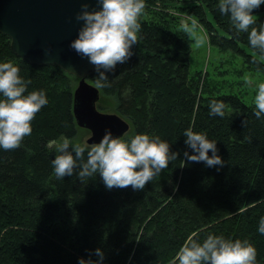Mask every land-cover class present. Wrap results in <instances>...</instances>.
<instances>
[{
	"label": "trees",
	"instance_id": "obj_1",
	"mask_svg": "<svg viewBox=\"0 0 264 264\" xmlns=\"http://www.w3.org/2000/svg\"><path fill=\"white\" fill-rule=\"evenodd\" d=\"M172 9L198 20L212 47L264 73V54L250 46L247 32L235 31L218 0H146L134 55L108 73L111 85L99 87L98 104L130 123L126 138L159 135L179 153L141 190L108 189L99 176L57 177L51 163L60 153L57 145L78 134L77 78L20 58L0 33V61L18 64L31 80L27 91L44 89L49 100L19 147L0 148V264H78L90 254L97 259V247L105 252L104 264H172L193 233L201 241L209 233L247 239L257 249V264H264V233L258 231L264 216V117H256L255 105L237 94L201 90L200 76L192 73L191 36L168 13ZM253 12L263 14L253 25L259 27L264 5ZM96 75L88 77L95 85ZM212 99L227 102L223 116L209 114ZM188 127L217 140L222 166L184 157L192 151L184 143Z\"/></svg>",
	"mask_w": 264,
	"mask_h": 264
},
{
	"label": "clouds",
	"instance_id": "obj_2",
	"mask_svg": "<svg viewBox=\"0 0 264 264\" xmlns=\"http://www.w3.org/2000/svg\"><path fill=\"white\" fill-rule=\"evenodd\" d=\"M101 6L90 9L89 3L81 4L76 20L83 21L78 34L69 47L95 65L97 87H109L108 73L114 72L118 63H125L133 55V45L139 41L141 20L146 0H97ZM264 5V0H218L220 13L229 15L237 33L247 32L250 46L264 54V23L256 24L253 12ZM184 30L192 32L198 26L196 19L181 20ZM250 26H252L250 28ZM202 42V41H201ZM51 51L50 48L45 50ZM251 83V81H248ZM29 78L21 75L20 66L12 60L0 61V148L19 147L32 133V121L41 108L49 103L46 90L28 92ZM254 96L255 116L264 117V82L257 86ZM227 102L209 101V114L223 116ZM245 123V121H244ZM184 143L192 151H184L190 161H203L206 166H222L225 161L219 154L217 140L208 138L206 132L184 129ZM114 135L106 128L99 142L73 143L65 137L57 146L60 153L51 163L57 177L78 175L99 176L106 188L131 185L141 190L166 169L179 153L159 135L147 132ZM211 150V155H209ZM219 170V168L217 169ZM258 231L264 233V216L260 218ZM192 236L178 250L172 264H257V249L247 239H232L223 234L209 233L202 241ZM93 259L79 257L78 264H104L105 252L97 247Z\"/></svg>",
	"mask_w": 264,
	"mask_h": 264
},
{
	"label": "water",
	"instance_id": "obj_3",
	"mask_svg": "<svg viewBox=\"0 0 264 264\" xmlns=\"http://www.w3.org/2000/svg\"><path fill=\"white\" fill-rule=\"evenodd\" d=\"M99 8L97 0H0V33L11 41L20 58L38 66H57L79 79L73 94V115L78 128L87 129V143L99 142L105 129L127 134L130 123L116 113L98 108L101 91L88 77L95 65L69 47L83 21L76 20L81 4ZM50 48L51 51L45 50Z\"/></svg>",
	"mask_w": 264,
	"mask_h": 264
},
{
	"label": "rangeland",
	"instance_id": "obj_4",
	"mask_svg": "<svg viewBox=\"0 0 264 264\" xmlns=\"http://www.w3.org/2000/svg\"><path fill=\"white\" fill-rule=\"evenodd\" d=\"M157 11H160V9L157 8ZM167 11L180 21L176 22L177 24H180L182 19L187 20L189 23H191V19H195L187 15H181L174 9ZM255 14L257 17L263 15L262 13ZM189 34L192 39V73L194 76L196 74L200 76L201 90L215 94L234 93L239 95L246 103L255 105L256 86L260 82H264V73L255 71L246 65L240 57L212 47L207 32L199 22L198 26ZM249 80L251 83L248 82ZM73 81L76 88L79 80L73 79ZM88 82L93 84L91 79H88ZM102 112L115 113L111 110H103ZM90 137L91 132L89 130L78 128V134L73 143L87 142Z\"/></svg>",
	"mask_w": 264,
	"mask_h": 264
}]
</instances>
